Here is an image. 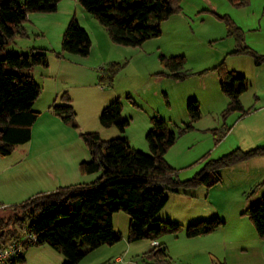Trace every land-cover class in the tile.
I'll return each mask as SVG.
<instances>
[{
    "label": "rangeland",
    "instance_id": "obj_1",
    "mask_svg": "<svg viewBox=\"0 0 264 264\" xmlns=\"http://www.w3.org/2000/svg\"><path fill=\"white\" fill-rule=\"evenodd\" d=\"M182 9L186 17L173 25L162 23L160 36L148 39L137 47L109 43L111 48L107 49L90 20L97 26L101 25L81 6L79 0H60L54 12L29 13L23 23L24 34L12 37L0 55L7 51L20 54L43 52L47 61L51 62V54L57 56L60 52L57 49L61 48L62 33L69 19L74 18L92 35L95 47L92 48L93 52L90 48V55H75V58L87 60V67L93 65L92 70L65 62L61 72L65 73V66H70V73L64 75L68 77L66 81L62 82L59 78L71 99L76 128L91 132L100 130L98 133L103 140L126 138L132 150L151 154L146 134L152 128L151 118L160 119L177 135L164 158L175 169L178 179L186 180L200 172L209 160L217 159L236 148L247 151L264 145V61L256 66L253 57L232 54L236 40L228 33L226 25V19L232 21L241 30L242 42L258 55H264V0H249L242 6H236L228 0H183ZM81 10H85L83 12L86 14L83 19L79 16ZM68 12L71 13L69 19L66 15ZM160 54L183 56L186 60L183 71L190 75L183 80L158 75V72L164 71L158 61ZM108 57L120 64L109 83L101 80L104 76L102 70L108 67L105 64L111 62ZM222 61L229 70L244 77L247 89L240 95V102L243 109H250L244 115L239 111L223 113L228 98L219 87L217 73L212 70ZM50 64L53 72L55 67L52 62ZM126 96L131 97L132 103ZM116 99L122 103L121 115L129 120L128 126L123 132L115 127L97 129L101 127V110ZM190 101L197 103L200 116L192 122V129L179 134L177 128L189 121L187 105ZM59 103L58 98L55 104ZM25 146L18 145L8 155H0V178L9 182L19 179L15 172L20 168L21 148ZM68 146L70 152L79 159L87 152L81 137ZM89 158L88 154V159L83 161ZM81 159L79 161L82 162ZM244 164L247 163L219 170L221 182L208 188L200 185L187 192H167V202L155 219L182 227L177 235L161 233L155 237V241L166 248L172 264H264V247L260 245L262 241L257 239L248 217L241 214L260 199L264 187L254 190L253 194L247 192L243 195L232 191L244 178L232 176L230 168L248 169ZM33 168L37 166L33 165ZM93 174L98 177L100 172ZM41 175L38 173L30 179H23L31 181L30 185H36L35 189L38 190ZM32 180L36 183L33 184ZM0 206V211L8 208ZM213 217H218L224 224L200 237L185 236L183 228L186 225ZM240 217H244V221H240ZM112 218V225L119 231L120 240L93 250L83 248L78 243V250L84 255L77 264L115 262L117 255L124 261L116 264H145L149 261L148 254L153 241L144 238L128 242L129 216L118 211L113 213ZM129 244L130 249L127 248ZM32 248L37 253L31 257L29 251L26 254L27 262L23 261V264H64L66 261L61 253L47 244L26 246L23 254Z\"/></svg>",
    "mask_w": 264,
    "mask_h": 264
},
{
    "label": "trees",
    "instance_id": "obj_2",
    "mask_svg": "<svg viewBox=\"0 0 264 264\" xmlns=\"http://www.w3.org/2000/svg\"><path fill=\"white\" fill-rule=\"evenodd\" d=\"M59 1L0 0V51L16 34H24L23 23L29 13L54 12ZM182 1L79 0L81 6L104 28L112 43L131 47L140 46L146 40L160 36L162 23L182 11ZM228 1L236 6L249 2ZM226 21L228 33L236 40L232 54L249 55L253 57L255 65L262 64L264 55H258L245 45L241 30L229 19ZM90 48L88 33L72 18L62 35V52L85 57L90 53ZM158 61L164 69L158 75L175 80H183L190 75L183 71L186 64L183 56L160 54ZM47 64L43 52L20 54L7 51L0 55V155H8L16 146L30 140L31 127L38 116L32 106L40 93V87L29 71L34 66ZM106 66L107 69L102 70L104 76L101 80L109 83L120 64L109 62ZM212 70L217 73L219 87L228 98L223 113H248L250 109H243L240 102V95L247 89L244 77L229 70L223 61ZM126 99L132 103L130 96H126ZM59 100V104L52 105V112L76 128L75 112L67 92L62 93ZM121 109L119 99L103 107L99 116L100 124L123 132L129 120L122 117ZM187 111L189 121L177 128L179 134L192 129V122L199 119L195 101L188 103ZM151 122L152 128L146 134L151 154L132 150L126 138L103 140L98 132L80 134L90 158L79 163V170L83 174L100 172V175L89 183L61 186L1 210L0 247L17 239L20 231L26 228L27 232L36 237L35 245L47 244L66 258L64 264H77L84 255L78 250V243L83 248L93 250L120 240V235L112 225V215L118 211L126 213L130 218L128 242L144 238L155 241V237L161 233L177 235L182 227L180 224L155 219L167 202V192L217 184L220 182L219 170L264 156V145L247 151L236 148L217 159L207 161L193 177L180 180L175 169L164 158L177 135L164 121L153 117ZM241 214L248 217L258 237L264 240V193ZM223 224L224 221L213 217L188 224L183 231L186 237L193 238L212 233ZM26 246L29 244H25L23 249ZM149 254L152 255V261L145 264H172L166 248L160 244H154ZM18 261L23 263V254L18 257ZM116 263L108 261L106 264Z\"/></svg>",
    "mask_w": 264,
    "mask_h": 264
},
{
    "label": "crops",
    "instance_id": "obj_3",
    "mask_svg": "<svg viewBox=\"0 0 264 264\" xmlns=\"http://www.w3.org/2000/svg\"><path fill=\"white\" fill-rule=\"evenodd\" d=\"M83 11L85 10H81L79 13V16L82 19L86 17L85 12ZM66 15L68 19L71 17V13L69 12ZM185 17L186 15L182 9L181 12L170 16L163 23L167 22L169 23V25H173L175 22H179L181 19ZM90 23L92 24L93 29H95L96 34H98L99 37L101 38L102 45H104L105 48L110 49L111 45L109 43L112 42L108 40L107 38L108 36H106L107 35L106 31L104 32L101 26H97V24L91 22V20ZM89 37L91 41V51L93 52V49H95V47H94V43L91 40L92 35L91 36L89 35ZM98 49L100 50L99 47ZM57 50H60V52L57 53V56L51 54L52 55L51 62L55 67L53 72H51L50 70L51 69L50 60L48 61V64L46 66H34L36 68H31L29 71L30 75L32 76V79L40 87V93L32 106V109L38 113V116L31 127L30 140L27 143H25L26 145L25 148H21L22 153L19 159L20 168L17 169L15 172L16 176L19 179L16 180L15 182H9L7 179L0 178V205L6 207L14 206L16 204H20L24 202L26 199L33 197L39 193L51 192L61 186L89 183L95 180L97 177V176L95 177V174H83L79 170V163L81 162L79 160L81 158L82 161L88 159V154H89L88 150L87 152H84L85 154L82 155V157H80L79 159V157L76 158L74 154L70 152L69 148H67L69 147L68 146L69 143L71 142L73 143L77 141V139L80 137V134H82L83 132H91V131H85V129L83 128L81 129L74 128L69 123L64 122L59 116L55 115L51 110L52 105L55 104L56 100H58L59 94L61 92H67L65 90L64 85H62L63 83L61 84L59 82V78H61L60 81L62 82L66 81L68 77L66 78V76L64 75L70 73L69 68L71 67L65 66V71H64L65 73H62L61 70H63L62 68H64L63 63L68 62L70 64H78L81 67H84L85 69L88 70H92L93 65L91 67L90 65H88L89 67H87L85 65V62L87 60H82L81 58H75L77 57L75 55L69 56L72 54H67L65 52H62L61 48H58ZM114 60L110 59L111 62ZM107 64H105V66ZM256 66H260V65H256ZM216 78L218 80V76H216ZM102 127L103 126L101 125V127H96V128L101 129ZM98 132H100V130H98ZM244 163H247L244 165H247L249 170L248 169L239 170V169L230 168L232 170H230L229 173H231L232 176H237V177L242 176L244 178L240 182L241 184L233 188L232 191L244 195L247 192H249L250 194L251 191L254 192V190L259 189L260 187L261 189H263L264 156L250 159ZM33 165H36L37 168L36 169L33 168ZM52 170H56L57 172L54 173L52 172ZM38 173L42 175L40 182L41 184L39 185L40 189L37 190L35 189L36 185H30L31 181H28L27 179H23V178L30 179L31 176L34 177V174H38ZM221 178L222 177L220 176V182H221ZM32 182L33 184L36 183V181L34 180H32ZM184 195L187 196V194ZM239 219L240 221L241 220L244 221V217H240ZM112 222H113V218H112ZM114 230L116 232H119L116 229ZM256 236L257 239H259V241H262L260 244L261 247L262 246L264 247V240H261L257 234ZM154 244L157 245L158 244L157 241H153L152 245ZM42 245L44 244H41V246ZM130 247L131 245L129 244L127 248L130 249ZM29 251L31 253L30 255L31 257L33 254L37 253L36 252L37 250H33V248L27 249L23 254V257L25 256V259H23L24 263L27 262L26 254ZM120 258L122 257L120 255H117L114 260L117 263L123 262L124 259L120 260ZM148 259H149L148 262L152 261L151 254H148Z\"/></svg>",
    "mask_w": 264,
    "mask_h": 264
},
{
    "label": "built area",
    "instance_id": "obj_4",
    "mask_svg": "<svg viewBox=\"0 0 264 264\" xmlns=\"http://www.w3.org/2000/svg\"><path fill=\"white\" fill-rule=\"evenodd\" d=\"M2 207L0 206V209ZM36 237L27 232L26 228L21 230V236L9 241L5 246L0 247V264H20L18 257L23 254L25 244H34Z\"/></svg>",
    "mask_w": 264,
    "mask_h": 264
}]
</instances>
